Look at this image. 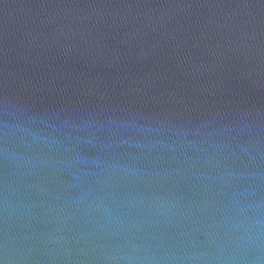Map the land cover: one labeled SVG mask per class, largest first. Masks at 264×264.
I'll return each mask as SVG.
<instances>
[{"label":"water","instance_id":"1","mask_svg":"<svg viewBox=\"0 0 264 264\" xmlns=\"http://www.w3.org/2000/svg\"><path fill=\"white\" fill-rule=\"evenodd\" d=\"M0 264H264V0H0Z\"/></svg>","mask_w":264,"mask_h":264}]
</instances>
